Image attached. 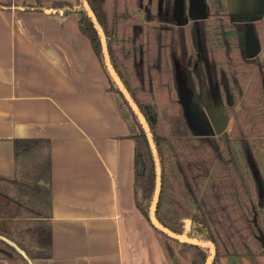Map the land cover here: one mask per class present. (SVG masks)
I'll return each mask as SVG.
<instances>
[{"label":"trees","instance_id":"16d2710c","mask_svg":"<svg viewBox=\"0 0 264 264\" xmlns=\"http://www.w3.org/2000/svg\"><path fill=\"white\" fill-rule=\"evenodd\" d=\"M207 2V13L189 24L178 22L175 0H58L49 8L39 3L22 7L77 14L108 91L118 95L119 106L136 126L131 135L134 204L170 264H206L211 246V264L221 258L264 257V55L250 57L245 47L247 21L264 45V12L232 15L225 0ZM178 58L184 59L182 72L194 101L203 105L209 93L232 119L226 135L189 132L180 111ZM14 147L17 153L16 141ZM157 168L154 220L186 241L151 222ZM47 193L50 199L49 182ZM43 239L40 244L49 247V234ZM14 251L0 245V258Z\"/></svg>","mask_w":264,"mask_h":264},{"label":"crops","instance_id":"0c3cea01","mask_svg":"<svg viewBox=\"0 0 264 264\" xmlns=\"http://www.w3.org/2000/svg\"><path fill=\"white\" fill-rule=\"evenodd\" d=\"M54 1L0 0V245L17 253L0 264H170L134 204L136 126L108 91L77 14L22 8ZM225 4L232 15L264 12V0ZM178 72L182 115L203 114L211 135L223 133L224 108L213 103L215 122L210 105L190 100L180 63Z\"/></svg>","mask_w":264,"mask_h":264},{"label":"rangeland","instance_id":"374dc122","mask_svg":"<svg viewBox=\"0 0 264 264\" xmlns=\"http://www.w3.org/2000/svg\"><path fill=\"white\" fill-rule=\"evenodd\" d=\"M194 2H195V4L194 3L191 4V0H187V7L184 10V8H183V0H175V14H176L177 20H178V22L180 24H185V23L189 24L191 22H194V20H196L195 19L196 16L200 15L202 17V16H204L207 13V10H208V2H207V0H194ZM72 3H74V2H72ZM191 7L192 8L195 7L196 11L195 12H191ZM246 26H247V28H246ZM246 44L249 47H256V48H258V45H259V51L252 52L253 50L251 49L252 55L250 57H259V58H261L264 55V45L261 46L258 43V40L255 37L253 29H252V23H248V24L245 23V47H246ZM191 53H192V55L190 54V56L189 55L188 56L191 57V60H192V56L195 57L196 51H194L192 49ZM183 60H184L183 58L182 59L178 58V63H180L181 66H182V61ZM195 61L198 63L200 61V57L197 58V60H195ZM179 95L182 98L184 97L183 89H181L179 91ZM204 95H205L204 96L205 97L204 104L210 105V107H211L210 114L212 113V115H210V118L212 117L215 122H219L218 120L222 117V115L219 114V113L214 114L213 103L216 102L218 104L219 108L222 110L221 103L219 102L218 98H215V100L213 98L211 100L209 93H207V94L205 93ZM181 101H182V104H181V107H180V109H181L180 110L181 111V117L184 120L187 121L186 125H189V122L191 123L192 121L195 124H196V122L198 123L199 119L197 117V114L193 113V115H191V116L189 114L182 115L183 114L182 113V109L184 111H186V109H185V106H184V100H181ZM200 106H202V105H200ZM187 110H188V107H187ZM206 110H208V109H206ZM191 117H193V118H191ZM206 117L209 118V116H206ZM203 122H204V120H203ZM231 122H232V119H229V123H228L227 129L224 130V132L221 133L220 135H226L227 134V132H228V130L230 128ZM211 126L212 125L210 124V127ZM187 127H189V126H187ZM188 130H189V132L191 134L192 133L193 134H198L197 133V129L195 127L194 128H190ZM212 131L215 132V127L212 128ZM219 132H222V131L219 130ZM179 262H180V264H186V262L184 260H179ZM218 264H264V257H261V256L259 257L258 256V257L253 258V259H249V258L235 259V261H232V262L228 258H221V260H220V262Z\"/></svg>","mask_w":264,"mask_h":264},{"label":"water","instance_id":"95a60500","mask_svg":"<svg viewBox=\"0 0 264 264\" xmlns=\"http://www.w3.org/2000/svg\"><path fill=\"white\" fill-rule=\"evenodd\" d=\"M192 3H194L195 4V2H194V0H191V4ZM85 5H86V3H85ZM193 12H195L196 10H195V7H193ZM260 12H262V11H260ZM203 17V16H202ZM199 18H201V16L199 15V16H196V18L195 19H199ZM103 41H104V39H103ZM107 65H108V68H109V70L111 71V67H110V63H109V61H108V59H107ZM177 71H178V69H177ZM183 79H184V81H185V78H184V75H183V78H182V81H183ZM184 81H183V84H184ZM185 83H186V81H185ZM119 84V86H120V88L122 89V91H123V93L125 94V96H126V98L131 102V104H132V106L134 107V104H133V102L131 101V99L127 96V94H126V92H125V90L123 89V87L121 86V84L120 83H118ZM177 84H178V92L181 90V85H182V83H181V80H180V78H179V72L177 73ZM185 86V85H184ZM186 89V88H185ZM187 91V90H186ZM190 93V90L188 89V91H187V94H188V96H189V98H190V100L195 104V101H194V99H193V97L191 96V93ZM184 96H185V94H184ZM181 97V96H180ZM229 97V96H228ZM182 98V97H181ZM230 99V98H229ZM194 114H197V113H194ZM191 115H193V113H191L190 114V116ZM200 116H201V118H200ZM197 117H198V123L196 122V124L192 121V123L195 125V126H198V127H195L196 129H197V133L198 134H202V135H211L212 134V132L209 130V125H208V122H207V120L205 119V116L203 115V114H200V115H197ZM191 118H193V117H191ZM203 120H204V122H203ZM144 127H145V129L147 130V132H148V134H149V131H148V129H147V127H146V125L144 124ZM192 130V129H191ZM151 145H152V148L154 149V147H153V144L151 143ZM159 192H160V177H159V174H158V168H157V184H156V192H155V197H154V200H153V203H152V207H151V214H150V218H151V222L155 225V226H157L158 228H160V229H162L163 231H165L166 233H168L169 235H171V236H173V237H175V238H181L182 240H185L186 241V239L184 238V237H182V236H178V235H175V234H173V233H171L170 231H168V230H166V229H163L155 220H154V217H153V212H154V208H155V205H156V202H157V199H158V196H159ZM194 243H197V242H194ZM262 244H263V246H264V239H262ZM206 245H209V246H211L210 244H206ZM213 257H214V253H213V247L211 246V255H210V258H209V260H208V262L206 263V264H211V262H212V260H213Z\"/></svg>","mask_w":264,"mask_h":264}]
</instances>
